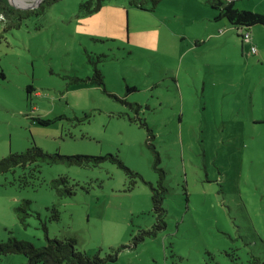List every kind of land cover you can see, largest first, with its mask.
Segmentation results:
<instances>
[{
	"label": "rangeland",
	"instance_id": "374dc122",
	"mask_svg": "<svg viewBox=\"0 0 264 264\" xmlns=\"http://www.w3.org/2000/svg\"><path fill=\"white\" fill-rule=\"evenodd\" d=\"M37 1L8 0L28 8ZM82 1L53 2L18 29L3 31L0 21V159L32 142L63 155L117 154L143 181L127 192L115 164H43L35 186L23 188L28 167L15 168L0 175V240L39 247L45 235L71 237L90 256L127 244L153 223V146L165 171L166 228L111 264H250L251 257L264 264V25L249 30L247 43L214 20L205 0H161L153 10L151 0L146 9L104 0L91 15L79 12ZM232 1L264 14V0ZM97 56L104 90L76 85ZM130 103L141 105V120L129 119ZM141 121L154 134L151 145ZM60 175L88 191L59 198L47 183ZM23 200L26 226L15 212ZM25 263L20 254L0 257Z\"/></svg>",
	"mask_w": 264,
	"mask_h": 264
},
{
	"label": "trees",
	"instance_id": "16d2710c",
	"mask_svg": "<svg viewBox=\"0 0 264 264\" xmlns=\"http://www.w3.org/2000/svg\"><path fill=\"white\" fill-rule=\"evenodd\" d=\"M59 0H42L41 3L32 9H20L12 6L8 0H0V21L4 28L3 31L18 29L21 22L31 15H41L44 13L46 6ZM104 0H83L79 4V12L82 14L91 15L98 11L101 7V2ZM148 0H130L129 4L140 9H146L145 3ZM161 0H151L152 10L160 3ZM206 4L216 11L214 20L224 19L227 23L239 30V36L243 38V33H249L254 26L264 25V14L249 10L238 9L234 6L232 0H205ZM243 40V39H242ZM100 57L97 56L94 61L89 57L88 61L92 65V74L84 80L77 79L76 85H89L92 87L104 90V80L101 70L98 67ZM33 91L31 86H27L26 92ZM127 91H133L134 88H128ZM129 108L135 113V117L129 119L132 122L141 120L139 111L141 105L136 103L128 104ZM37 123L41 125H49L52 121L36 118ZM140 126L146 129L147 142L154 138L151 128L145 121L140 122ZM153 154L152 170L157 176L155 184L147 183L150 189V213L153 217V223L146 229H140L136 234L131 235V239L127 244L119 245L117 247H110L103 256L99 255V250L94 255L90 256L86 252L79 251L76 248V240L74 238H48L45 235L46 243L43 246H35L26 240H18L9 237L6 240H0V257L9 254H20L25 257V264H111L116 261L118 255L127 250L135 249L137 245L146 238H154L157 232L166 228V210L163 207L164 198L167 193V188L164 185L165 171L160 166L159 153L151 146ZM109 162L121 168L128 179L125 191H132L139 181H143L142 176L129 169L124 165L117 154H106L99 156L89 155H63L58 151L46 152L35 143H31L24 151L18 153H9L7 156L0 159V175L13 171L15 168L25 169L28 167V172L19 178L20 187L35 186V181L38 179L40 173L39 168L44 165H58L64 164L67 166H78L84 168L99 167L102 163ZM43 180L40 181V184ZM48 188L53 190L59 198L72 197L77 190L88 191V188L79 184L78 182H71V179L65 175H60L47 183ZM30 201L23 200L19 206L15 208L16 217L20 224L27 225V218L30 214ZM54 220L59 219V213L55 206L50 209ZM39 217V215H37ZM42 227L45 230V222L42 221ZM250 264H263L255 257H251Z\"/></svg>",
	"mask_w": 264,
	"mask_h": 264
},
{
	"label": "built area",
	"instance_id": "2783aa9c",
	"mask_svg": "<svg viewBox=\"0 0 264 264\" xmlns=\"http://www.w3.org/2000/svg\"><path fill=\"white\" fill-rule=\"evenodd\" d=\"M243 41H245V42H247V43H249L250 42V35H249V33H243ZM250 51L251 52H256V48L254 47V46H251L250 47Z\"/></svg>",
	"mask_w": 264,
	"mask_h": 264
},
{
	"label": "water",
	"instance_id": "95a60500",
	"mask_svg": "<svg viewBox=\"0 0 264 264\" xmlns=\"http://www.w3.org/2000/svg\"><path fill=\"white\" fill-rule=\"evenodd\" d=\"M41 1H42V0H38V1H37L38 5L41 3ZM17 8H20V9H32V7H29V8H28V6H19V7H17Z\"/></svg>",
	"mask_w": 264,
	"mask_h": 264
},
{
	"label": "bare ground",
	"instance_id": "6f19581e",
	"mask_svg": "<svg viewBox=\"0 0 264 264\" xmlns=\"http://www.w3.org/2000/svg\"><path fill=\"white\" fill-rule=\"evenodd\" d=\"M11 1V0H10ZM15 3L23 4L25 5L27 2L26 0H13Z\"/></svg>",
	"mask_w": 264,
	"mask_h": 264
}]
</instances>
